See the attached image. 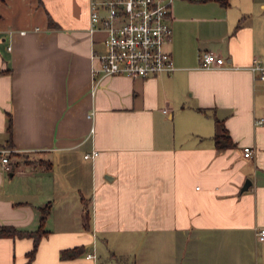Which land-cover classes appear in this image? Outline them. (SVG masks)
<instances>
[{"label":"crops","instance_id":"obj_1","mask_svg":"<svg viewBox=\"0 0 264 264\" xmlns=\"http://www.w3.org/2000/svg\"><path fill=\"white\" fill-rule=\"evenodd\" d=\"M222 1L174 0L176 69L132 78L93 73L106 33L90 32L91 0H0V148L13 168L0 158V226L37 230L50 205L33 259L34 237L0 236V264H97L99 239L137 261L147 235L173 243V264H264V80L252 69L264 0ZM203 52L224 66L202 67ZM215 116L234 146L217 147Z\"/></svg>","mask_w":264,"mask_h":264},{"label":"built area","instance_id":"obj_2","mask_svg":"<svg viewBox=\"0 0 264 264\" xmlns=\"http://www.w3.org/2000/svg\"><path fill=\"white\" fill-rule=\"evenodd\" d=\"M174 0H91L90 32L104 31L105 51L94 53L99 64L93 73L101 77L125 75L132 78L147 77L176 69L172 54L166 49L171 40L173 27L170 21ZM21 33H26L22 30ZM225 59L213 52H203L201 66L222 67ZM264 80V65L255 64ZM166 111V110H165ZM264 118L257 120L263 122ZM11 149L0 148V158L5 169L13 171L9 162ZM93 154H97L96 151ZM90 153L85 156L90 157ZM244 154L252 156L253 148L244 147ZM258 238L264 240V227L258 229ZM87 258L96 260L94 252Z\"/></svg>","mask_w":264,"mask_h":264},{"label":"trees","instance_id":"obj_3","mask_svg":"<svg viewBox=\"0 0 264 264\" xmlns=\"http://www.w3.org/2000/svg\"><path fill=\"white\" fill-rule=\"evenodd\" d=\"M223 3L227 4L228 1L227 0H223ZM242 22V21H241ZM241 22H239V25H241ZM50 23L51 25H57V23L53 20V18H50ZM202 111L208 112L209 110L206 108H199ZM215 121L218 127V131L215 134V141H216V145L219 149H225L231 146L235 145V142L228 130V128L226 127L224 121L222 119H220L219 117L215 116ZM8 132H9V139H8V143L9 146H11V141H12V117L11 115H9V120H8ZM15 154V153H13ZM20 154V153H19ZM38 165L44 166L46 168H51L52 167V162L46 159H39L36 160V162ZM41 217H40V225L39 228L37 230H25V229H18L14 226H10V225H1L0 226V236H14V235H19V236H31L34 237V246L33 248L30 250L29 252V259H33V257L36 254L38 245H39V241L41 239V237L45 234L46 230L44 229V225L46 222V219L49 215L50 212V205L47 204L46 206H44L41 210ZM85 226L87 229L90 228L89 225V216H88V212L85 215ZM85 251V247L83 245H79V246H75L72 248H66L63 249L61 251V256L64 258H73V257H77L81 254H83Z\"/></svg>","mask_w":264,"mask_h":264},{"label":"rangeland","instance_id":"obj_4","mask_svg":"<svg viewBox=\"0 0 264 264\" xmlns=\"http://www.w3.org/2000/svg\"><path fill=\"white\" fill-rule=\"evenodd\" d=\"M99 243L97 250L99 259L97 264H173L174 256L181 254L177 248L175 249L173 243H171L169 239L166 242H159L157 245V240L155 239V236L152 235L145 236L144 244L138 246V248H141L138 257L136 258L137 261H135V257H131V255L128 256L124 253L121 254L118 251L114 252L115 254L112 253L107 249V245L104 244L103 239H99ZM136 244L137 243L134 244V248ZM115 245L118 244L116 243ZM138 248L135 249V252L138 251Z\"/></svg>","mask_w":264,"mask_h":264},{"label":"water","instance_id":"obj_5","mask_svg":"<svg viewBox=\"0 0 264 264\" xmlns=\"http://www.w3.org/2000/svg\"><path fill=\"white\" fill-rule=\"evenodd\" d=\"M248 182H250V181L248 180V181L246 182V184H245V187H244V188H247V187H248V186H247V183H248Z\"/></svg>","mask_w":264,"mask_h":264}]
</instances>
